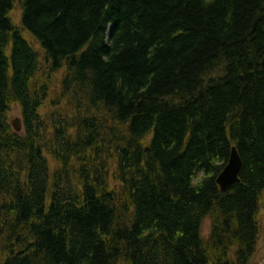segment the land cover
<instances>
[{
    "label": "trees",
    "instance_id": "trees-1",
    "mask_svg": "<svg viewBox=\"0 0 264 264\" xmlns=\"http://www.w3.org/2000/svg\"><path fill=\"white\" fill-rule=\"evenodd\" d=\"M263 192L264 0H0L1 264H250Z\"/></svg>",
    "mask_w": 264,
    "mask_h": 264
},
{
    "label": "rangeland",
    "instance_id": "rangeland-1",
    "mask_svg": "<svg viewBox=\"0 0 264 264\" xmlns=\"http://www.w3.org/2000/svg\"><path fill=\"white\" fill-rule=\"evenodd\" d=\"M9 16L11 17V20L13 22V24L15 26H21V21H22V9H21V4H19L18 2H16V5L13 9V11H11V13L9 14ZM25 37H27V39L30 41V43L32 44V46L34 48H36L37 50H41L40 48V44L37 42V40L33 37H31L29 34L25 33ZM42 51V50H41ZM66 74V69H63V71L61 72H57L56 74H52L50 76V92L51 95L48 98V102L47 100H45V105L42 107L41 110V115H43L44 117H46V115L51 112L52 107L54 106L53 103H51V101L55 100H59L57 103L59 104V106L62 107V105H65V100H62V94H63V77ZM52 99V100H51ZM52 106V107H50ZM8 122L10 124L11 127V122L16 120V119H20L22 118V109L21 106L18 104H12V106L10 107L9 111H8ZM47 158L50 160L51 162V170L55 171L56 169V165L53 161V159H51V157L49 156V153H46ZM263 195L260 198V202H259V210H258V223H259V227H261V231H260V235H259V241L256 247V252L254 254V257L251 260L250 264H264V192L262 193ZM213 233V229H212V218L210 216H207L204 218V221L202 223L201 226V239L204 242V244H206L207 249H211V236ZM0 256H2V252L0 251ZM1 264V261H0ZM116 264H128L127 262H125L124 260H119Z\"/></svg>",
    "mask_w": 264,
    "mask_h": 264
},
{
    "label": "water",
    "instance_id": "water-1",
    "mask_svg": "<svg viewBox=\"0 0 264 264\" xmlns=\"http://www.w3.org/2000/svg\"><path fill=\"white\" fill-rule=\"evenodd\" d=\"M16 130H21L20 121L14 122ZM231 156L228 160V164L224 167V170L217 178V184L224 191L225 189L235 185V183L240 181L241 171L243 168V161L241 156L236 149V147L232 148Z\"/></svg>",
    "mask_w": 264,
    "mask_h": 264
},
{
    "label": "bare ground",
    "instance_id": "bare-ground-1",
    "mask_svg": "<svg viewBox=\"0 0 264 264\" xmlns=\"http://www.w3.org/2000/svg\"><path fill=\"white\" fill-rule=\"evenodd\" d=\"M15 5H16V2H15ZM14 25V24H13ZM15 26V25H14ZM21 26H22V23H21ZM15 27H19V26H15ZM19 29H21L22 30V34H23V36L25 37V31L23 30V26L22 27H19ZM113 29H114V25H112V23L111 22H108L107 23V25H106V31H105V35H104V38L106 39V37L107 38H109V37H111V35H112V31H113ZM26 34H29V33H26ZM30 35V34H29ZM31 36V35H30ZM32 37V36H31ZM26 39H27V37H25ZM27 41L30 43V41L27 39ZM38 42V41H37ZM39 44H40V42H38ZM30 45L32 46V44L30 43ZM12 46L13 45H11V44H8L7 46H6V49L7 50H12ZM33 47V46H32ZM34 48V47H33ZM40 48H41V45H40ZM36 49V48H35ZM37 50V49H36ZM42 50V51H41ZM41 50H38L39 52H44L43 51V48H41ZM83 53V49L81 50V51H79L76 55L77 56H80L81 54ZM61 71H63V70H61ZM61 71H59V72H61ZM58 72V73H59ZM70 88H74V86H73V84L72 83H70ZM46 100H47V102H48V98L46 97ZM52 100V99H51ZM83 105H84V107L86 108V107H88V102H83L82 103ZM50 107H52V106H50ZM106 114V113H105ZM107 115V114H106ZM105 115V116H106ZM108 116V115H107ZM106 116V117H107ZM235 147V146H234ZM233 147V148H234Z\"/></svg>",
    "mask_w": 264,
    "mask_h": 264
}]
</instances>
